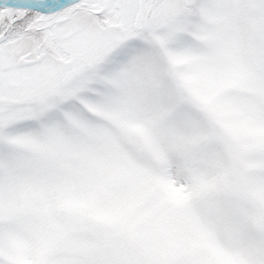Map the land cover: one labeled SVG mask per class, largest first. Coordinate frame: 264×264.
Listing matches in <instances>:
<instances>
[{
  "label": "snow or ice",
  "instance_id": "snow-or-ice-1",
  "mask_svg": "<svg viewBox=\"0 0 264 264\" xmlns=\"http://www.w3.org/2000/svg\"><path fill=\"white\" fill-rule=\"evenodd\" d=\"M0 264H264V0H0Z\"/></svg>",
  "mask_w": 264,
  "mask_h": 264
}]
</instances>
